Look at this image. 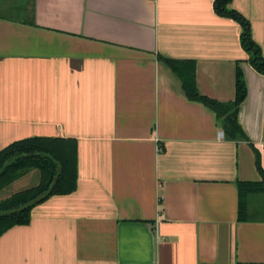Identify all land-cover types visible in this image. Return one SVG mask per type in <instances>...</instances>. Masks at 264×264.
Instances as JSON below:
<instances>
[{"label": "crops", "instance_id": "crops-1", "mask_svg": "<svg viewBox=\"0 0 264 264\" xmlns=\"http://www.w3.org/2000/svg\"><path fill=\"white\" fill-rule=\"evenodd\" d=\"M230 8L264 56V0ZM239 35L213 0H0V151L28 138L77 151L75 191L1 235L0 264H264V195L237 218V184L261 180L251 147L264 172V75ZM158 55L194 61L199 93L221 103L239 62L248 142L226 140Z\"/></svg>", "mask_w": 264, "mask_h": 264}, {"label": "trees", "instance_id": "trees-1", "mask_svg": "<svg viewBox=\"0 0 264 264\" xmlns=\"http://www.w3.org/2000/svg\"><path fill=\"white\" fill-rule=\"evenodd\" d=\"M231 0H213L214 13L222 18L231 19L240 25V44L248 55L247 62L264 75V56L259 46L252 40L249 23L235 10L230 8ZM180 79L182 89L189 101L197 102L212 111L217 125L222 129L224 138L239 142L248 139L238 122V109L246 97V86L239 62L235 71V96L230 102L221 103L199 93L195 81V62L173 60L158 55ZM255 153V167L261 180L259 182H239L238 212L239 221L247 219V197L250 194L264 195V172L259 155ZM30 171L39 174L38 183L28 189L13 193L0 199V236L15 226L26 225L31 210L56 195H68L77 186V151L74 139L65 138H28L16 141L0 151V193L13 182Z\"/></svg>", "mask_w": 264, "mask_h": 264}, {"label": "rangeland", "instance_id": "rangeland-1", "mask_svg": "<svg viewBox=\"0 0 264 264\" xmlns=\"http://www.w3.org/2000/svg\"><path fill=\"white\" fill-rule=\"evenodd\" d=\"M24 183V182H23ZM37 183H28L26 186H25V183H24V185H22V188H19L18 187V185L19 184H13V185H11L10 187H8V188H6L5 189V192H7V194L8 193H10V192H14V190H16L14 193H16V192H19V191H21V190H25V189H28V188H31V187H33V186H35ZM17 189H19V190H17ZM13 194V193H12ZM0 197L2 198V194H0ZM252 199H258L257 200V203H258V205H256V206H258V209L260 208V205H262L263 206V197L260 195V196H254V198H252Z\"/></svg>", "mask_w": 264, "mask_h": 264}]
</instances>
